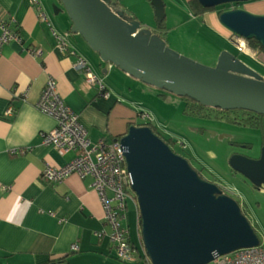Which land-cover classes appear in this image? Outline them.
Here are the masks:
<instances>
[{"label":"crops","instance_id":"1","mask_svg":"<svg viewBox=\"0 0 264 264\" xmlns=\"http://www.w3.org/2000/svg\"><path fill=\"white\" fill-rule=\"evenodd\" d=\"M41 1L52 26L42 21L31 0H0V22L18 33L17 39L0 50V264H150L140 256L126 262L117 258L108 235L101 234L105 211L90 177L72 173L53 184L41 176L46 165L63 166L74 156L43 143L42 132L56 126V119L35 105L49 75L56 80L58 94L88 128L92 142H112L136 122V112L126 105L121 90L125 82L136 78L102 61L83 37L73 32L61 0H52L51 12L47 0ZM247 4H252L247 6L248 12L264 15V0ZM237 8L233 3L226 10ZM218 21L213 26L233 44V33ZM54 31L63 33L64 40ZM31 47L41 53L31 54ZM234 50L264 64V52L248 43L246 51L236 46ZM75 52L84 55L103 78L107 94L85 83L86 74L76 66ZM10 107L13 113L6 115ZM130 200L137 213L134 227L128 215ZM123 223L130 240L144 248L134 196L128 200ZM75 243L78 250L72 249Z\"/></svg>","mask_w":264,"mask_h":264},{"label":"water","instance_id":"2","mask_svg":"<svg viewBox=\"0 0 264 264\" xmlns=\"http://www.w3.org/2000/svg\"><path fill=\"white\" fill-rule=\"evenodd\" d=\"M61 1L73 32L102 61L203 106L264 115V79L237 54L223 50L215 65H204L169 47L159 33L143 27L139 20L124 18L107 0ZM150 1L156 17L164 19V0ZM198 1L215 8L248 0ZM219 18L234 36L246 41L254 37L264 47V15L237 8L222 11ZM119 137L151 264H209L217 255L261 245L239 201L218 183L203 178L149 125L131 124ZM228 162L256 188L264 187V144L257 156L233 153Z\"/></svg>","mask_w":264,"mask_h":264},{"label":"rangeland","instance_id":"3","mask_svg":"<svg viewBox=\"0 0 264 264\" xmlns=\"http://www.w3.org/2000/svg\"><path fill=\"white\" fill-rule=\"evenodd\" d=\"M252 1L242 2L239 9L246 10L247 6L252 5L247 3ZM107 2L122 16L129 18L136 16L143 27L156 30L157 21L150 0ZM46 3L51 12L53 1L47 0ZM166 3L165 27L160 30L165 33L169 47L208 66L215 65L223 51H219L220 48L236 52L234 50L236 44L234 42L230 44L213 26L219 24L218 10L229 9L228 4H221L216 9L195 15L188 0H166ZM238 55L243 62L247 63L250 60L240 53ZM261 76L264 79L263 73ZM134 80L136 81L123 82L121 90L125 93L126 105L136 112V124L151 122L155 125L156 131H160L167 138L172 137L175 141L173 146L180 155L187 158L196 169L202 170L204 177L216 179L229 195L238 200L261 237V246L264 247V189L256 188L242 174L233 171L228 162L234 152L251 157L257 156L264 140V130L242 123L240 119L245 116L238 112H228L222 116L216 115L215 111H211L210 116L190 114L185 110L186 101L183 97ZM143 113H148L150 118L144 117ZM239 142H249L252 145L247 147ZM133 193L137 202L136 194L134 191ZM128 212L131 227H134L137 213L131 200Z\"/></svg>","mask_w":264,"mask_h":264},{"label":"built area","instance_id":"4","mask_svg":"<svg viewBox=\"0 0 264 264\" xmlns=\"http://www.w3.org/2000/svg\"><path fill=\"white\" fill-rule=\"evenodd\" d=\"M31 2L40 11L42 21L52 26L43 2L41 0H31ZM231 5L233 7V3ZM0 24L1 50L2 45L17 39L18 33L6 22L1 21ZM54 34L59 40H64L63 33L54 31ZM234 37L237 49L246 51L245 39ZM28 50L33 55L41 53L34 47ZM75 54L76 66L86 74L85 83L88 86L96 85L102 94H107L103 78L92 69L87 58L80 53L75 52ZM35 105L39 110L56 119V126L53 129L42 132L43 143L54 145L63 154L74 153V156L63 166L46 165L41 173L42 178L49 183L57 184L72 173H77L81 178L90 177L105 211V228L101 234L108 235L119 260L126 262L137 259L139 247H135L130 242L128 228L123 223L127 217L128 200L133 195L130 192L132 178L125 162V147L120 139L112 142L104 139L92 142L88 128L82 123L79 114L58 94L56 80L51 75L47 77ZM12 113V107L8 108L6 115ZM143 116L150 118L148 113H143ZM72 249L78 250V244H73ZM139 251L143 253V248ZM209 264H264V248L261 245L242 247L230 253L215 256Z\"/></svg>","mask_w":264,"mask_h":264},{"label":"trees","instance_id":"5","mask_svg":"<svg viewBox=\"0 0 264 264\" xmlns=\"http://www.w3.org/2000/svg\"><path fill=\"white\" fill-rule=\"evenodd\" d=\"M151 2V1H150ZM241 2H237L235 3L236 7H238L240 5ZM188 4L190 5L191 9H192V12L196 15H201L202 13H205L207 10L209 9H214V8H206L204 6H202L198 0H189L188 1ZM230 7V4L227 3ZM152 5V3H151ZM223 5H226V4H223ZM153 6V5H152ZM216 9V7H215ZM223 10L225 9H221L218 13L220 14ZM156 17V16H155ZM166 17V16H165ZM124 18H127V17H124ZM134 19H137L136 17H133ZM128 19V18H127ZM165 19V18H164ZM164 19H158L156 17V32L160 34V36L165 39V33L163 31H161L160 29H162L164 26ZM15 30V29H14ZM166 40V39H165ZM247 43L248 45L254 49V50H258V51H263L264 52V47L262 46V44L256 39V38H249L247 40ZM65 50H67V45L65 47ZM236 52L234 54H237L238 55V51L235 50ZM244 55L245 57L247 58H250V60L247 62L249 65H251L254 69L258 70V72H260L261 74L263 73L264 74V64H262L261 62L259 61H256L255 59L251 58L250 56L246 55V54H242ZM246 63V62H245ZM186 101V108L185 110L188 111V113L190 114H194V115H199V116H210L211 113L213 111H215V113H217L216 115H227L228 112H238V113H242L245 117H242L240 119V121L244 124H248L252 127H259V128H262L264 130V115H261V114H257V113H254V112H251V111H248V110H243V109H234V110H222L220 108H214V107H207V106H203L201 104H199L196 100L192 99V98H189V97H183ZM212 111V112H211ZM238 118H236L237 120ZM136 124V122L134 123ZM149 125L153 131L155 133H157L159 136H161L163 138V140H165V142L169 145H174V139L172 137H169L167 138V136L163 135L160 131H156V127L154 124H152L151 122H143L141 124H136V125ZM119 139V137H116L115 140ZM240 144H245L246 146H250L252 145V143H249V142H239ZM262 144H264V140L262 141ZM177 152V151H176ZM178 153V152H177ZM180 154V153H179ZM197 170H200V169H197ZM234 171V170H233ZM211 180H214L216 181V179H211ZM217 182V181H216ZM219 184V183H218ZM220 185V184H219ZM221 186V185H220ZM222 187V186H221ZM224 189V188H223ZM226 192V190H224ZM132 193V195L134 196L135 198V195L133 193V190L131 189L130 191ZM227 193V192H226ZM243 209V212L245 213L244 211V208L242 207ZM138 214H139V223H140V234H141V216H140V211H139V208H138ZM246 214V213H245ZM129 240H130V237H129ZM141 240H142V236H141ZM130 242H132L130 240ZM133 243V242H132ZM134 244V243H133ZM135 245V244H134ZM136 247V245H135ZM143 248V247H142ZM138 252H139V256L140 257H145L148 259V262L151 264L150 260H149V257L146 253V250L145 248H143V253H141L139 251V249L137 248Z\"/></svg>","mask_w":264,"mask_h":264},{"label":"flooded vegetation","instance_id":"6","mask_svg":"<svg viewBox=\"0 0 264 264\" xmlns=\"http://www.w3.org/2000/svg\"><path fill=\"white\" fill-rule=\"evenodd\" d=\"M161 137V136H160ZM162 138V137H161ZM163 139V138H162ZM245 145V144H244ZM249 146V145H248ZM247 146V147H248ZM251 146V145H250ZM249 146V147H250ZM170 147L176 152V149H175V147L173 146V145H170ZM234 153H238V152H234ZM179 154V153H178ZM194 167V166H193ZM195 168V167H194ZM196 169V168H195ZM200 174H201V176L203 177V178H205V179H207L206 177H204V175H203V172H202V170H197ZM208 180H211V179H208ZM214 181V180H213ZM216 182V181H215ZM218 183V182H217ZM222 186V185H221ZM223 188V187H222ZM225 190V189H224Z\"/></svg>","mask_w":264,"mask_h":264},{"label":"clouds","instance_id":"7","mask_svg":"<svg viewBox=\"0 0 264 264\" xmlns=\"http://www.w3.org/2000/svg\"><path fill=\"white\" fill-rule=\"evenodd\" d=\"M229 4H231V3H229ZM152 29V28H151ZM246 41V40H245ZM246 43H247V41H246Z\"/></svg>","mask_w":264,"mask_h":264}]
</instances>
